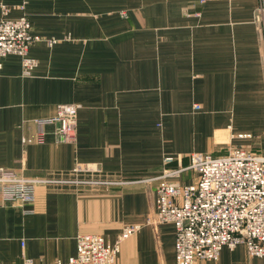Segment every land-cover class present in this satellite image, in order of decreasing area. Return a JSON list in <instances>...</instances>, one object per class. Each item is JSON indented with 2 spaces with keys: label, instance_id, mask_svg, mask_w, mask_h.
<instances>
[{
  "label": "crops",
  "instance_id": "crops-1",
  "mask_svg": "<svg viewBox=\"0 0 264 264\" xmlns=\"http://www.w3.org/2000/svg\"><path fill=\"white\" fill-rule=\"evenodd\" d=\"M263 3L0 0V16L10 5L8 16L25 13L40 37L31 75L18 55L0 71V169L12 176L0 180V264H67L79 235L115 242L129 224L141 227L115 264H176L175 226L147 223L164 157L187 166L194 152L264 154ZM61 103L79 105L74 141L47 122ZM80 166L93 171L63 181ZM23 181L36 182L33 202L19 203ZM197 264L264 257L240 244Z\"/></svg>",
  "mask_w": 264,
  "mask_h": 264
},
{
  "label": "built area",
  "instance_id": "built-area-1",
  "mask_svg": "<svg viewBox=\"0 0 264 264\" xmlns=\"http://www.w3.org/2000/svg\"><path fill=\"white\" fill-rule=\"evenodd\" d=\"M0 71L8 55L21 58L22 71L31 75L38 60L30 54L31 46L39 40L32 32V23L24 13L10 18V5L1 4ZM23 9L24 7L21 6ZM264 22V3L259 8ZM49 44L57 42L53 39ZM196 109L200 105H195ZM79 105L61 103L55 117L47 122L57 123L61 141H74ZM45 122V121H42ZM173 156L164 157V169L158 179L155 212L147 223L157 227L172 223L176 228L175 263L197 264L217 260L223 247L244 245L253 257H264V154L246 147H233L227 154L194 152L190 163L171 165ZM193 171L191 182H181L186 171ZM93 171L80 166L74 173ZM7 170L0 169V180H10ZM35 181L21 182L19 203L33 202ZM139 224L126 225L115 242L102 234L86 233L77 237V252L67 264H115L121 242L134 234ZM26 264L32 260L25 258ZM56 264H62L60 261Z\"/></svg>",
  "mask_w": 264,
  "mask_h": 264
},
{
  "label": "rangeland",
  "instance_id": "rangeland-1",
  "mask_svg": "<svg viewBox=\"0 0 264 264\" xmlns=\"http://www.w3.org/2000/svg\"><path fill=\"white\" fill-rule=\"evenodd\" d=\"M32 32H33V27H32ZM34 33V32H33ZM36 35V34H35ZM38 36V35H37ZM39 37V36H38ZM39 39H40V37H39ZM51 40H53V39H51ZM56 40V39H55ZM38 41V40H37ZM50 41V39L49 40H47V42L48 43H50L49 42ZM58 41V40H57ZM56 43V42H55ZM54 44V43H53ZM51 45V44H50ZM80 172H77V173H74V172H72L70 175H68V176H65V179L63 180V181H65L66 180V182H69V183H78L81 179H83V178H81L80 176H78V174H79ZM59 182H62V181H60L59 180ZM157 189V188H156ZM156 196H157V193H156ZM156 199V198H155ZM148 220V219H147Z\"/></svg>",
  "mask_w": 264,
  "mask_h": 264
}]
</instances>
